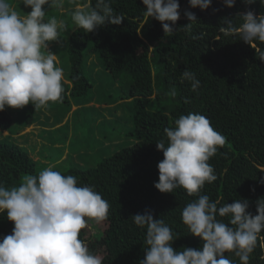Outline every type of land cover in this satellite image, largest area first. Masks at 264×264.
<instances>
[{"label": "trees", "instance_id": "trees-1", "mask_svg": "<svg viewBox=\"0 0 264 264\" xmlns=\"http://www.w3.org/2000/svg\"><path fill=\"white\" fill-rule=\"evenodd\" d=\"M179 4L180 19L176 25L186 34L184 41L176 40L175 32L165 36L159 21L144 17L142 0H112L115 13L125 17L118 26L107 24L91 33L75 26L69 34L65 62L70 68L62 81L65 89L62 102L69 108L73 106L74 96H85L93 87L86 72L89 54L97 53L104 68L114 77L123 73L130 76L122 94L123 101L131 104V124L124 132L128 143L94 165L82 166L74 161L68 167L54 169L76 176L80 186H93L110 203L107 227L103 230L99 224L102 240H94L90 227L82 229L79 237L87 245L96 242L104 245L112 260L102 259V264H139L144 259L146 230L138 228L131 216L143 213L146 208L153 210L154 218L163 219L177 234L178 239L172 244L174 250L202 248V240L193 236L181 219L182 209L196 196H189L183 188L161 193L154 187L159 178L157 164L164 158L156 142L163 140L167 144L164 128L174 127L180 115L190 112L205 115L212 127L227 138L225 145L208 161L217 180L206 183L200 194L218 201V206L247 199L248 211L253 215L256 200L264 197V62L257 59L255 49L249 44L219 32L222 18L235 19L238 13L249 10L259 15L264 13V6L259 0L252 5L236 0L235 6L228 8L222 0H212L211 7L201 11L189 7L188 0H179ZM66 7H72L68 0ZM213 9L218 11L214 13ZM185 10L193 12L198 19L190 30L184 28L190 23L184 16ZM235 22L241 23L239 18ZM54 44L55 41L49 42L48 50L56 54ZM255 44L264 50V43ZM185 68L194 71L201 81L196 92L191 91L188 81L181 82ZM173 87L175 97L167 95ZM37 112L32 104L26 105L21 111L20 124L29 125ZM13 125V116L5 108L0 112V130L11 131ZM51 155H48L51 160L56 158ZM61 158L48 166L42 165L28 148L2 138L0 183L6 187L18 186L25 175H38L53 162L60 164L68 159ZM219 219L228 221L226 217ZM13 226L6 213H0V239L11 234ZM261 243L264 241L258 240L250 264H264ZM225 255L239 264L232 254Z\"/></svg>", "mask_w": 264, "mask_h": 264}, {"label": "clouds", "instance_id": "clouds-1", "mask_svg": "<svg viewBox=\"0 0 264 264\" xmlns=\"http://www.w3.org/2000/svg\"><path fill=\"white\" fill-rule=\"evenodd\" d=\"M232 8L236 0H222ZM246 5L256 0H242ZM264 6V0H259ZM65 0H22L31 11L21 16L9 4L0 0V112L6 107L22 109L28 104L35 111L47 109L49 102H62L65 91L64 70L57 66V56L48 50L49 42L61 43L64 20H45L44 6L62 9ZM74 10L75 25L91 33L107 24L120 25L125 17L116 14L112 0H68ZM144 17L162 25L165 36H171L180 19L179 0H142ZM189 7L207 10L212 0H188ZM218 9H213L215 13ZM184 16L190 30L196 15L188 10ZM239 18L241 23L236 24ZM235 19L224 17L219 32L236 37L255 49L264 62V50L255 42L264 43V13L249 10ZM188 81L196 92L201 81L187 68L181 82ZM167 95L176 96L173 87ZM187 103L188 101L185 100ZM167 144L156 142L163 160L157 164L159 178L154 187L161 193H173L177 188L196 196L181 211V219L189 232L202 240V248L185 247L174 250L177 234L153 210L131 216L133 223L145 229V257L139 264H236L226 253L238 258L239 264H250L258 240L264 241V197L256 200V214L249 209L247 199H235L218 206L206 194H200L205 184L217 180L208 163L226 143V137L216 131L210 120L200 113L180 115L174 127L164 128ZM252 191H255L253 188ZM110 203L93 186L78 185L77 177L64 175L49 166L38 175H25L18 186L0 183V213L13 222L11 234L0 239V264H102V258L92 253L80 239L81 230L89 220L97 224L108 219ZM228 218L227 223L219 218ZM264 248V243L260 245Z\"/></svg>", "mask_w": 264, "mask_h": 264}, {"label": "rangeland", "instance_id": "rangeland-1", "mask_svg": "<svg viewBox=\"0 0 264 264\" xmlns=\"http://www.w3.org/2000/svg\"><path fill=\"white\" fill-rule=\"evenodd\" d=\"M8 2L22 17L31 11L30 8L23 6L22 0H8ZM71 5L72 7H66L65 0L62 9H50L47 5L44 6L46 21L55 17L58 21L64 20L66 24V28L60 31L61 43L56 42L54 44L57 50V66L62 67L64 73L69 72L70 68L67 67L68 63L65 62L68 56L69 34L76 26L71 19L72 12H67L69 9L74 10L75 6ZM174 28L177 29L175 39L184 41L186 34L181 27L175 25ZM151 49L152 46L149 51ZM102 62L97 53L89 54L86 72L93 82V87L85 96L73 97L72 104L77 102L79 105L74 104L69 108V105L64 102H49L47 109L38 110L29 125L20 124L23 108L6 107L13 116L14 125L11 131L0 130V139L6 138L17 141L28 148L31 155L39 160L42 165L48 166L60 157H62L61 159L68 157L63 163L53 162L51 166H54V169H63L75 163L82 166L94 165L104 156L113 153L122 145L128 143L129 140L124 132L131 124L129 112L131 104L128 100L123 101L122 94L130 81V76L123 73L116 78L104 68ZM112 102L115 103L110 104ZM56 120L58 121L56 122ZM63 135L66 136L63 138L61 137ZM107 139L111 141L110 145H108L109 141ZM48 149H50V152ZM40 152L48 154L40 155ZM50 153H52L51 156L56 158L51 160L48 157ZM58 154L62 155L59 156ZM100 226L104 230L107 227L106 221L100 223ZM87 227H90L89 230L92 231L94 240L98 242L102 240L103 234L99 224L89 220ZM98 242L88 245L89 250L102 259L111 261L112 256L106 254L104 245Z\"/></svg>", "mask_w": 264, "mask_h": 264}, {"label": "crops", "instance_id": "crops-1", "mask_svg": "<svg viewBox=\"0 0 264 264\" xmlns=\"http://www.w3.org/2000/svg\"><path fill=\"white\" fill-rule=\"evenodd\" d=\"M74 104H75V105H79V104L73 103V105H74Z\"/></svg>", "mask_w": 264, "mask_h": 264}]
</instances>
